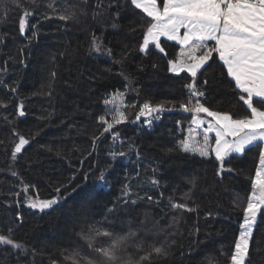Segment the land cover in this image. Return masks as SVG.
Masks as SVG:
<instances>
[{
  "label": "trees",
  "instance_id": "1",
  "mask_svg": "<svg viewBox=\"0 0 264 264\" xmlns=\"http://www.w3.org/2000/svg\"><path fill=\"white\" fill-rule=\"evenodd\" d=\"M20 2L25 4L26 0ZM38 2V12L47 10L44 5L48 0ZM110 2L103 0L105 6ZM59 3L61 0H57ZM67 3L79 4L80 0ZM95 3L96 0H89L87 15H81L77 22L65 23L56 18L40 22L35 38L30 31L23 36L19 33L21 9L12 0H8L7 10L0 7V36L4 37L0 43V80L4 82L0 85V102L7 104L0 106V234L7 236L11 229V238L26 248L21 251L0 245V264H72L66 257L75 251L102 260L79 233L87 232L92 225L127 232L130 224L132 228L151 230L147 235L141 231L137 238L146 241L145 249L147 242L167 241L165 246L171 245L170 254L153 257L152 264H231L243 223V208L251 195L264 145L249 146L242 155L233 154L225 161V169L231 171L220 175L219 162L213 155L204 158L167 151L187 137L193 114L179 110L177 105L164 112L153 129L145 127L150 117H135L145 102H187L188 89L184 85L192 78L186 72L173 74L168 65L181 47L162 41L167 55L154 46L147 53L142 52L146 22L151 18L130 2L118 0L125 4L119 8L118 19L112 15L117 10L113 8L93 20ZM113 22L115 28L111 26ZM93 32L112 50L111 56L89 52ZM209 64L212 67L205 66L207 73H198L196 78L197 86L205 93L201 103L233 118L248 115L235 82L226 75V68L215 54ZM203 79L208 80L207 86H202ZM11 86L16 87L15 93L9 90ZM117 92L125 93L127 107L122 110L128 119V123L117 126L120 141L113 142L105 134L96 142V151L89 155L92 137L100 131L98 118L105 114L104 101ZM21 103L23 116L18 114ZM18 136H24L29 144L13 160L11 154ZM121 150L126 153L123 157L113 159L109 155L110 151ZM102 171L107 177L106 187L97 186ZM12 172L18 175L13 176ZM85 173L89 177L86 184ZM153 177L160 180L158 186L151 185ZM193 178L197 187L192 198L185 201V193L191 188L189 180ZM125 182L141 196L147 194L160 200V207L146 200H137L135 205L118 203ZM77 184L95 189L94 198L82 202L77 193L68 194ZM25 186H29L27 193ZM57 187L61 188L59 195L66 198L53 209L41 212L28 207V197L51 199L57 195ZM169 197L195 209L183 214L178 227H169L171 217L176 215L164 208ZM114 203L117 209L110 212ZM208 213L212 215L209 217ZM261 216L264 209L258 215L259 231L253 233L245 264H264ZM145 219L147 223L141 224ZM195 228H199V233L191 234ZM173 232L176 234L170 235ZM107 240L98 237L95 246H103ZM127 253L134 258L141 255L132 247Z\"/></svg>",
  "mask_w": 264,
  "mask_h": 264
},
{
  "label": "snow or ice",
  "instance_id": "2",
  "mask_svg": "<svg viewBox=\"0 0 264 264\" xmlns=\"http://www.w3.org/2000/svg\"><path fill=\"white\" fill-rule=\"evenodd\" d=\"M128 2L135 9L141 10L151 18L146 22L147 27L140 50L147 53L151 44L160 53L167 55L165 48L161 46V37L168 41H176L181 45V50L177 57L168 60L169 70L176 75L186 72L192 78L184 85L188 89L187 102L169 100L155 105L145 102L135 120L147 116L151 118L147 120V123L151 125L153 120H160L164 112L171 111L178 105L179 110L193 114L191 124L194 127H189L187 137L181 139L179 144L167 151H180L204 158H210L214 153L215 160L219 162L217 175L226 170L231 171V169H225V161L229 157L233 154H244L249 146L264 145V110H262L264 109V0H163L162 7L157 0H125V3ZM12 3L21 9L18 21L19 33L23 36L26 31H30L31 36L35 38L38 37V26L42 21L56 18L65 23L77 22L81 15H87L86 6L89 4V0H80L79 4H69L67 0H61L59 5L57 0H48L44 5L47 10L39 12L37 10L41 8V4L38 0H26L25 4H21L20 0H12ZM29 4L33 7H29ZM7 5L8 0H0V7L7 10ZM123 7L125 4L118 3V0H111L107 6L104 5L103 0H96V10L92 13V19L97 20L98 17L105 16L113 8L117 10L112 15L118 19L119 8ZM4 18L6 19V16ZM33 18H36L35 22H32ZM0 22L3 21L0 20ZM111 26L115 28L117 25L113 22ZM182 29L184 30L183 35H181ZM3 42L4 37L0 36V43ZM89 52L112 55V50L104 46L101 37L96 36L94 32ZM214 54L222 62V67L226 68V75L235 82V89L239 90V100L247 106L249 114L242 118H233L230 114L211 111L200 102V98L205 93L202 87L197 86L196 78L198 73L201 75L207 73L208 69L205 68V65H209V68L212 67L209 61L212 60ZM202 69H204L203 73H201ZM52 75L55 76V73ZM3 83V80H0V85ZM207 84L208 80L203 79L202 86H207ZM9 90L13 93L17 91L15 86H11ZM124 97L125 93L117 92L111 99L104 101L105 114L98 118L97 123L100 126V131L92 137V151L89 152V155L96 151V142L104 138L105 134H108L113 142L120 141V132L117 126L128 123L127 116L122 110L127 107ZM193 101L195 102L193 103ZM166 105H171V107H166ZM0 106L7 107V104L0 102ZM201 113L212 119L201 118L199 115ZM18 114L20 116L25 114L22 103L19 105ZM108 116L111 117L110 120L107 118ZM204 125L207 127H203ZM197 128H203L202 139L196 138ZM211 132L215 133L214 141H210L207 135ZM27 144H29L28 139L18 136V142L15 143L11 154L13 160ZM109 155L115 159L117 156H125L126 153L123 150L110 151ZM137 156L139 157L138 152ZM228 162L230 163V160ZM259 166L251 185V195L243 208V223L240 225L239 238L234 243V251L230 257L231 264H245L248 260L253 233L259 231L257 218L261 209H264V148L259 154ZM152 171L155 173L156 169H152ZM12 175L16 176L18 173L12 172ZM88 178V174L85 173L83 176L85 184ZM150 183L153 186H158L160 180L153 177L150 179ZM189 183L191 188L185 193L183 198L185 201L192 198L191 193L197 187L195 178L189 180ZM97 186H107V177L103 171L98 174ZM77 189L80 191L77 192ZM28 190L29 186H25L24 192L27 193ZM55 191L57 195L51 199L28 197V207L41 212L53 209L66 198V196L59 195L60 187H57ZM72 193H77L82 202H88L94 198L95 189L89 190L82 187L81 184H77L70 188L68 194ZM137 200H146L156 207H160L161 204L160 200L151 195L141 196L138 191L134 192L133 186L125 182L118 203L135 205ZM164 208L176 213L171 217L172 223L169 224V227H178L184 213L195 211L187 202H175L171 197ZM116 209L117 204L114 203L109 211L115 212ZM211 215L212 213H208L209 217ZM260 219L264 221V216H261ZM140 223L146 224L147 220ZM141 231L147 235L151 230L132 228L130 224L127 232H117L115 229H101L92 225L87 232L81 231L79 235L87 247L102 257V260L90 258L87 254L82 256L80 251L73 252L66 259H70L72 264H144V262L152 264L153 257L159 259L170 254L171 245L165 246L167 241L159 244L147 242L148 248L145 249L146 241L137 239ZM199 231V228H195L191 234H198ZM11 234V229L7 236L0 234V245L26 251L25 245L14 241ZM175 234V232L170 233V235ZM98 237L108 238L107 243L96 247L95 241ZM171 243L174 244L175 241ZM129 247L135 248L141 255L134 258L131 253H127Z\"/></svg>",
  "mask_w": 264,
  "mask_h": 264
},
{
  "label": "crops",
  "instance_id": "3",
  "mask_svg": "<svg viewBox=\"0 0 264 264\" xmlns=\"http://www.w3.org/2000/svg\"><path fill=\"white\" fill-rule=\"evenodd\" d=\"M157 2H158V4L162 7L163 0H157ZM183 32H184V30L182 29V30H181V35H183ZM162 41H167V42H171V43H175V44L179 45L176 41H168V40H167L166 38H164V37H161V42H162ZM210 43H214V42H210ZM179 46L181 47V45H179ZM150 47H152L151 44H150L149 48H150ZM205 66H206V65H205ZM173 74H174V73H173ZM200 117H201V118H204V119H206V120H211V119H212L211 117H207V115L204 114V113H201V114H200ZM191 127H194V126L191 124ZM203 127L206 128L207 125H204ZM196 133H198V135H197L198 139H202V137H203V135H204V133H203V128H197V129H196ZM207 135H208L210 141H214V137H215V133H214V132L207 133ZM211 137H213V138H211ZM212 155L214 156V153H213Z\"/></svg>",
  "mask_w": 264,
  "mask_h": 264
},
{
  "label": "built area",
  "instance_id": "4",
  "mask_svg": "<svg viewBox=\"0 0 264 264\" xmlns=\"http://www.w3.org/2000/svg\"><path fill=\"white\" fill-rule=\"evenodd\" d=\"M203 100H204V96L200 98V102H202ZM161 120H162V117H161L160 120H153L151 125H149V124L147 123V120H146V121H145V127H147L148 129H153V125L156 124V123L161 122Z\"/></svg>",
  "mask_w": 264,
  "mask_h": 264
},
{
  "label": "rangeland",
  "instance_id": "5",
  "mask_svg": "<svg viewBox=\"0 0 264 264\" xmlns=\"http://www.w3.org/2000/svg\"><path fill=\"white\" fill-rule=\"evenodd\" d=\"M200 115V114H199ZM186 135H188V130H187V132H186ZM197 139H198V137H196Z\"/></svg>",
  "mask_w": 264,
  "mask_h": 264
}]
</instances>
